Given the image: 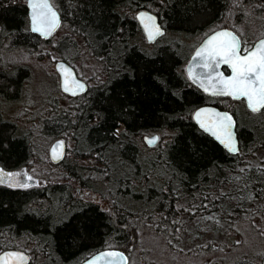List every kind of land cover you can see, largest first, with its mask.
<instances>
[{"label": "trees", "instance_id": "16d2710c", "mask_svg": "<svg viewBox=\"0 0 264 264\" xmlns=\"http://www.w3.org/2000/svg\"><path fill=\"white\" fill-rule=\"evenodd\" d=\"M26 1L0 0V55L5 46L37 49L48 45L61 50L60 59L70 62L63 41L59 46L53 43L55 34L45 40L30 30ZM53 2L63 23L74 29L83 45L105 58L109 79L90 86L83 95L68 96L72 105L60 114L54 105L55 116L44 123L45 132L73 141L76 159L49 166L67 169L64 183H58L55 174H47L49 182L41 187L37 179L27 183L28 175L22 183H0V251L18 248L22 238L35 244L36 257L29 264H79L108 247L123 250L131 259L136 226L152 221L155 212L164 224H174V216L185 208L179 210V201L199 193L204 195L203 202L215 194L213 202L219 201L223 214L226 208L241 211L245 204L258 201V215L264 217V159L257 157L258 149L264 147V120L253 119L251 115L258 112L248 109L245 120H240V101L203 92L185 70L191 45L211 31L229 27L239 34L238 27L253 17L264 26V0ZM140 9L156 13L172 34L154 50L138 42L143 36L136 19ZM64 42L75 44L69 38ZM32 73V67L21 63L0 65V97L18 96ZM207 103L235 115L237 154L228 152L193 120V111ZM151 132L161 134L152 148L143 140ZM80 155L88 166L78 161ZM34 157L29 134L19 132L0 110V165L11 170L29 168ZM226 182L233 187L220 194ZM25 183L27 187L20 186ZM104 186L110 194H102L106 209L73 192L98 193ZM234 190L235 207L231 205ZM232 264L258 263L245 258Z\"/></svg>", "mask_w": 264, "mask_h": 264}, {"label": "rangeland", "instance_id": "374dc122", "mask_svg": "<svg viewBox=\"0 0 264 264\" xmlns=\"http://www.w3.org/2000/svg\"><path fill=\"white\" fill-rule=\"evenodd\" d=\"M261 28L263 30H259ZM74 32V29L64 22L63 26L53 36V43L58 45L63 41L62 45L67 58L75 66L78 75L85 79L90 86L95 87L106 82L109 79V69L105 58L93 54L83 45L82 39ZM238 32L245 39L246 45H249L259 37L264 36V26L257 18L253 17L246 24L238 27ZM142 35L137 40L148 50L156 49L172 36L170 32L166 31L161 39L149 43L143 31ZM66 38L74 39L75 44L73 42L65 44ZM194 39L192 40L194 41ZM198 42L191 45L190 54ZM58 51L62 54L57 47H49L48 45L37 49H15L5 46L0 55L1 66L21 63L33 69L32 75L24 81L26 84H24V89H21V96L16 100H0V110L6 119L17 125L19 132L29 134L36 157L30 166L31 171L28 172V177L31 179L26 180V182L33 184V179H37L35 183L38 187L49 182L47 174H55L58 177L56 178L58 183H64V180H67L65 179L67 169L63 170L62 167L49 168L52 165L49 148L55 139L62 136L49 134L43 129L46 119L52 115L55 116V113L60 114L61 111L70 108L72 105L67 94L60 90L59 75L55 69V61L61 58ZM54 105L58 107L57 110L55 109L56 111L53 109ZM238 105H241L237 109L239 118L245 120L248 114L246 105L243 101H240ZM263 113L264 111H261L251 116L253 119L258 118L257 121H263ZM66 140L71 150H68L64 164L66 161H70L71 157L75 160L76 157L74 156H77L72 151L74 147L72 139ZM258 150L257 157L260 160L264 159V147L261 146ZM79 157L78 161L84 165H89L88 160L83 155ZM74 162L72 163L74 164ZM61 174L63 175L60 176ZM19 176L14 180L6 178L3 183H13V181L22 183ZM24 176L27 175H22L20 178L23 180L25 179ZM233 177L235 181L238 179L236 172H234ZM231 187L233 185L226 182L222 187L220 186L222 189L220 194L222 192L228 193ZM235 188L236 186H234ZM73 192L81 200L94 201L99 203L101 207L108 208V204L102 196V194L110 195L107 186L102 187L101 192L98 193L88 189L82 190L81 193H77L76 189ZM214 195L211 193L209 200L204 202L202 201L204 195H200V193L199 196L196 194L193 197H188L185 202L184 199L180 200L179 210L185 208L179 211L177 216H174L172 219L174 224L172 225L168 226L160 221L161 215L155 212L152 221L136 226L137 244L135 245L136 250L133 251V255L129 259L130 264H232L245 258L251 259L254 263L262 264L264 258V217L258 215L260 202L254 200L256 202H252V204L247 203L241 211H236L231 207L226 208L223 214L221 204L217 206L219 201L216 204L213 202ZM231 197L233 198L231 205L235 207L236 190ZM43 204L46 207L50 205L48 202ZM16 245L18 248L30 252L32 257H36L32 251L35 244L20 238Z\"/></svg>", "mask_w": 264, "mask_h": 264}, {"label": "water", "instance_id": "95a60500", "mask_svg": "<svg viewBox=\"0 0 264 264\" xmlns=\"http://www.w3.org/2000/svg\"><path fill=\"white\" fill-rule=\"evenodd\" d=\"M45 0H27L26 4L28 7V18H29V27L30 30L33 33L38 34L41 38L48 40L49 38L52 37V35L61 27L62 25V14L58 7L55 5V3L52 0H46L47 3H49L52 7V10L56 12L57 17H58V26L51 31L50 35H45L43 31H33V15L35 13H39L41 9L37 8L33 10L32 4L36 3H43ZM146 14V16H151L154 18V23L155 26L159 28L160 32L163 34L166 32V28L159 19L158 15L154 13L151 10L148 9H140L136 12V19L139 22L141 28L144 31V34L146 36V39L148 42H155L158 40L162 35H156L154 39H149L148 36V31L145 28V24L149 23L147 19H145L143 22L141 21L140 17L141 14ZM221 32H231L234 36L238 38L240 41V49H241V55L245 54V51L243 50V42L239 34L233 30L232 28L229 27H223V28H218L207 34L195 47L193 50L192 54L190 55L187 63H186V74L190 81L196 85L199 89H201L203 92L212 95V96H222V97H230L233 100H244L247 108L252 111L248 105V101L246 98H240V99H235L232 96L229 95H219V94H214L213 93V85L216 84V79H209V73L210 70L206 68H202L201 65L205 62L204 57H198L197 52L201 51L206 45L207 42L217 33ZM220 40H223L225 38L221 37L219 38ZM264 41V36L260 37L257 39L252 46H250L247 50L251 51L254 50L256 47H258L261 42ZM219 41H217L218 43ZM55 69L59 74V83H60V89L71 95V96H78L81 94H84L88 91L89 84L86 80L81 78L75 69L73 65H71L69 62L59 59L55 63ZM65 70L69 73V75H65ZM217 72L222 73L224 77H229L232 75V70L231 68L226 65V64H221L218 69H216ZM212 76L215 77V73H212ZM67 79V87L70 89V91H65V80ZM76 82L79 84L83 85V88H77L76 87ZM216 87L219 88L220 85L216 84ZM207 88V91L205 90ZM264 108H261L259 111H261ZM256 111V112H259ZM254 112V111H252ZM197 113H200L199 118H197ZM225 115L231 117V132L233 135V139L235 142L236 146V151L232 152L229 151L228 148L225 147L224 144L220 142L216 138V135H213L212 131H206L204 127H201V122H203L204 125H206L208 128L213 129V131H216L218 134L222 135L219 129V125L222 122V117ZM193 120L195 123L198 125V127L203 130L205 133L209 134L212 138H214L218 143H220L228 152L232 154H237L240 150V142H239V137H238V132H237V119L235 115L232 113V111L227 110V109H222L214 104L207 103L204 105L199 106L193 111ZM226 123V122H225ZM144 143L149 146L153 147L155 146L159 140H160V134L158 132H155L153 134H145L143 136ZM155 141L154 143H149V141ZM62 145V147H61ZM67 142L63 138H57L50 146L49 148V156L51 161L54 164H57L61 162L67 153ZM55 150V151H54ZM107 253H120L123 254L124 259L120 260L119 257H110L107 256ZM103 256V259H98V257ZM18 257H23V259H19ZM32 257L31 254L28 253L26 250L19 249V248H7L5 250H2L0 252V264H29L31 261ZM79 264H129V257L128 255L121 249L118 248H104L102 250L96 251L93 254L89 255L86 259L81 261ZM263 264H264V259H263Z\"/></svg>", "mask_w": 264, "mask_h": 264}, {"label": "snow or ice", "instance_id": "6c2138e0", "mask_svg": "<svg viewBox=\"0 0 264 264\" xmlns=\"http://www.w3.org/2000/svg\"><path fill=\"white\" fill-rule=\"evenodd\" d=\"M33 10L39 8L41 11L35 13L32 17L34 26L33 31H43L45 35H50L51 31L58 26V17L55 11L49 3H33ZM143 22L145 19L149 23L144 26L148 31L149 39H154L156 35H162L159 28L155 26L154 18L151 16H146V14H141L140 17ZM225 38L220 40L219 38ZM217 41H219L217 43ZM245 54L241 55L240 41L231 32H221L214 35L208 42L207 45L197 52L198 57H204V63L201 65L202 68L210 70L209 79H216V84L220 85L219 88L216 84L213 85V93L219 95H229L235 99L246 98L250 109L254 112L259 111L264 108V41L256 47L254 50L245 49ZM221 64L228 65L232 70V75L229 77H224L222 73L216 71ZM215 73V77L212 76ZM65 75H69L67 70H65ZM77 88H83V85L76 82ZM65 91H70L67 87V79L65 80ZM207 91V88L205 89ZM200 113H197V118H199ZM226 122V123H225ZM201 127H204L206 131H212L213 135L220 140L222 144L228 148L229 151L235 152L236 146L231 132V117L225 115L222 117V122L219 125L220 132L222 135L218 134L213 129L208 128L201 122ZM155 141H149V143H154ZM62 147V145H61ZM55 151V150H54ZM3 170L0 169V173ZM20 174H6V177L0 175V183L8 180H14ZM30 180L31 177H28ZM10 186H13L10 184ZM21 187H27L28 185L22 184ZM110 257H119L123 260V254L120 253H107ZM23 259V257H18ZM104 257H98V259H103Z\"/></svg>", "mask_w": 264, "mask_h": 264}, {"label": "flooded vegetation", "instance_id": "af4514ba", "mask_svg": "<svg viewBox=\"0 0 264 264\" xmlns=\"http://www.w3.org/2000/svg\"><path fill=\"white\" fill-rule=\"evenodd\" d=\"M251 44H252V43H251ZM251 44H249L248 47H250ZM245 46H246V45H245ZM248 47H247V48H248ZM20 96H21V92L19 93L18 96L14 97V98H11V99H10V98H2V97H0V100H1V101H4V100H5V101L16 100V99H18ZM1 111H2V110H1ZM3 114H4V113H3ZM64 161H65V158H64L61 162L57 163V165L63 164ZM0 169L3 170V172L0 173V175H3V176H5V177H6V174H8V173H12V174L19 173L20 176H22V175H28V172L31 171V167H29V168H28V167H22V168H20V169L11 170V169H7V168H5V167H3V166H1V165H0ZM20 176H19V180L23 182V180L20 178ZM5 179H6V178H5ZM19 180H18V181H19ZM263 259H264V258H263ZM262 264H263V262H262Z\"/></svg>", "mask_w": 264, "mask_h": 264}, {"label": "bare ground", "instance_id": "6f19581e", "mask_svg": "<svg viewBox=\"0 0 264 264\" xmlns=\"http://www.w3.org/2000/svg\"><path fill=\"white\" fill-rule=\"evenodd\" d=\"M9 89H10V88H9ZM67 122H68V121H67ZM64 127H65V126H64ZM231 154H232V153H231ZM176 184H177V183H176ZM176 184H175V185H176ZM179 186H180V185H179ZM184 186H185V185H184ZM184 186H181V187H184ZM181 189H182V188H181ZM182 192H183V191H182ZM180 193H181V192H180ZM183 193H184V192H183ZM178 195H179V194H178Z\"/></svg>", "mask_w": 264, "mask_h": 264}]
</instances>
